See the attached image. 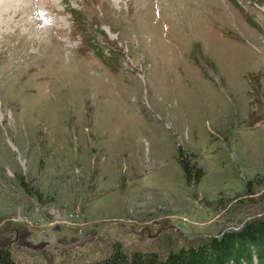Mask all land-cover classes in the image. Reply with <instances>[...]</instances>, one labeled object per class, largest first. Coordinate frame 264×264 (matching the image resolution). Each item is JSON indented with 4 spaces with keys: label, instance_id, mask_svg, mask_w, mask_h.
I'll return each instance as SVG.
<instances>
[{
    "label": "rangeland",
    "instance_id": "1",
    "mask_svg": "<svg viewBox=\"0 0 264 264\" xmlns=\"http://www.w3.org/2000/svg\"><path fill=\"white\" fill-rule=\"evenodd\" d=\"M256 215L264 0H0V247L16 263L166 257Z\"/></svg>",
    "mask_w": 264,
    "mask_h": 264
},
{
    "label": "trees",
    "instance_id": "2",
    "mask_svg": "<svg viewBox=\"0 0 264 264\" xmlns=\"http://www.w3.org/2000/svg\"><path fill=\"white\" fill-rule=\"evenodd\" d=\"M187 169V166L184 164ZM180 249L170 248L166 257L157 251L130 254L116 245L107 258L87 264H264V215L241 228L201 237ZM0 264H19L7 247H0Z\"/></svg>",
    "mask_w": 264,
    "mask_h": 264
},
{
    "label": "water",
    "instance_id": "3",
    "mask_svg": "<svg viewBox=\"0 0 264 264\" xmlns=\"http://www.w3.org/2000/svg\"><path fill=\"white\" fill-rule=\"evenodd\" d=\"M255 217H257V215H256ZM167 228H169V227H167ZM137 231H138V230H137Z\"/></svg>",
    "mask_w": 264,
    "mask_h": 264
}]
</instances>
